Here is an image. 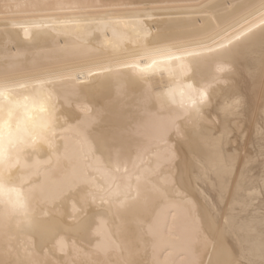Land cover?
Listing matches in <instances>:
<instances>
[{"label":"bare ground","instance_id":"bare-ground-1","mask_svg":"<svg viewBox=\"0 0 264 264\" xmlns=\"http://www.w3.org/2000/svg\"><path fill=\"white\" fill-rule=\"evenodd\" d=\"M56 2L0 0V128L5 137V159L0 165V264H183L185 256L190 258L184 260L186 264L193 260L264 264L259 230L264 203L258 187L251 209L256 223L252 243L242 245L208 220H203L199 233H193L195 226L188 236L170 230L154 241L138 229L132 212L126 218L115 214L129 186L135 195L139 173L131 165L128 173L123 167L118 172L93 173V198L86 195L88 186L72 191L55 184L60 174L57 153L46 144L38 150H13L8 143L9 131L14 140L40 144L51 139L54 130L56 144L67 137L83 150L87 145L80 143V136L97 145L116 140L131 147L146 142L129 134L141 128L152 138L145 168L149 161L156 168L154 153L177 154L162 162L153 176L165 193L160 199L163 206L177 195L164 178L172 175L185 182L190 160L199 150L201 129L188 125L190 112L203 107L208 119L217 118L214 109L231 104L238 93L246 100L247 147L258 158V132L264 122V0H64L134 5L80 12L58 9ZM228 4L235 7L228 9ZM209 14L215 15L214 22H209ZM201 23H211L208 32L220 35L242 28L253 31L227 63L198 45H189L188 51L195 55H188L155 42L157 35L175 36L179 27ZM101 63L103 68L94 66ZM89 67L94 76L88 74ZM59 69L67 71L62 76L49 74ZM173 117H179L176 123L187 138L176 136L169 124ZM254 163L248 184L258 186L264 168ZM17 193L21 204L35 209L26 222L17 223L9 204ZM201 199V213L210 216L214 205Z\"/></svg>","mask_w":264,"mask_h":264},{"label":"snow or ice","instance_id":"snow-or-ice-1","mask_svg":"<svg viewBox=\"0 0 264 264\" xmlns=\"http://www.w3.org/2000/svg\"><path fill=\"white\" fill-rule=\"evenodd\" d=\"M55 7L61 10L80 12L127 8L134 7V5L126 3L106 5L101 2L82 5L79 2L65 3L64 0H57ZM153 7L167 6L154 5ZM234 7V4L227 5L228 9ZM145 15L149 19L152 18L150 12ZM214 21L215 15L209 14V22ZM210 27H212L211 23H201L196 27L181 26L177 35H157L155 42L168 43L178 50L187 52L188 55H195L188 51V46L198 45L212 53L214 58L227 63L231 62L234 54L253 31L251 28H242L239 31H224L223 35H220L218 32L209 33ZM175 58L180 59V57ZM94 66L103 68L102 63ZM66 71L67 69H59L49 74L62 76ZM87 72L90 76H94L91 67L87 69ZM202 99L206 101L208 97L202 94ZM245 106V98L237 93L231 104L224 107L217 106L214 109L217 118L208 119L203 107L190 112L188 125L201 129L198 141L199 150L194 152V158L190 160V170L185 182L174 180L172 175L164 178V184L170 185L177 195L164 203L163 206H161L160 200L162 185L158 180H153V176L158 175L156 169L162 162L170 161L174 157L170 151L154 153L156 168L151 167V161L148 162L149 167L145 168V156L150 152L152 138L146 137L141 128H137L129 134L144 137L146 142L137 143L131 147L116 140L101 142L97 145L89 142L84 136H80L78 137L80 143L87 145L86 150H83L67 137L63 138L62 144H56L54 130L51 139L40 144L35 140L31 143L24 139L14 140L12 132L9 131L8 143L13 150L22 147L38 150L40 145L46 144L50 152L57 153L55 164L59 168L60 174L55 184L72 191L79 189L82 185L88 186L89 191L86 195L93 198L95 193L91 189L95 186L97 174L103 175L106 171L113 170L118 172L121 167L124 168L125 173H128L129 165H131V168L139 173L135 195H132L131 186H129L125 200L116 207L115 214L118 217L126 218V215L132 212L138 229L154 241L162 238L163 234L170 230L178 235L188 236L199 218L201 221L208 220L210 223L218 225L223 235L231 236L246 246L253 242L256 232V223L252 217L251 209L257 198V187L260 201L264 203V177L258 186L248 184L249 171L255 167L254 161L264 168V122L261 123L258 132L260 152L257 158V154L247 147L249 132L244 124ZM178 118H170L169 124L177 137L187 138L185 129L176 123ZM255 136L256 131L252 129V143L256 142ZM4 140V133L0 128V165L5 159ZM163 142L167 143V141ZM16 163L19 161L17 160ZM20 179L23 181L25 177L21 176ZM0 191H2V186H0ZM202 197L204 201L211 200L214 205V211L209 209L210 216L200 214ZM20 199V195L17 193L16 200L9 201L13 210L21 206ZM259 230L261 244L264 246V207L261 208ZM190 264H198V261L193 260Z\"/></svg>","mask_w":264,"mask_h":264},{"label":"clouds","instance_id":"clouds-1","mask_svg":"<svg viewBox=\"0 0 264 264\" xmlns=\"http://www.w3.org/2000/svg\"><path fill=\"white\" fill-rule=\"evenodd\" d=\"M35 209L30 207L27 204H21L13 210L14 214L17 217V223L26 222L31 219Z\"/></svg>","mask_w":264,"mask_h":264},{"label":"rangeland","instance_id":"rangeland-1","mask_svg":"<svg viewBox=\"0 0 264 264\" xmlns=\"http://www.w3.org/2000/svg\"><path fill=\"white\" fill-rule=\"evenodd\" d=\"M7 47H10L9 45L7 46ZM255 85V84H254ZM253 87V86H252ZM253 90H254V88H253ZM256 92V91H255ZM259 93H260V91H259ZM259 95V94H258ZM177 156V154H175L173 157H176ZM180 159H177L176 161L178 162ZM176 162V163H177ZM172 167H174L172 170H174L175 169V166L174 165H172ZM160 195H161V197H160V199L161 198H163L164 196H165V193H162V192H160ZM164 195V196H163ZM167 202H168V200H167ZM203 205H201V208H200V214L201 215H203V213H204V207H202ZM203 208V209H202ZM201 212H203V213H201ZM204 225V222L203 221H201V220H199V218L197 219V221H196V223H195V227L193 228V233H199L200 231H201V228H202V226ZM207 240L205 241V244H207ZM187 255H189V257H191V255L190 254H187ZM187 258V260H186V258ZM185 257H182V262H180V263H183V264H186V262L185 261H189V259L190 258H188L187 256H185ZM185 260V261H184ZM180 261H181V259H180ZM184 261V262H183ZM187 264H188V262H187Z\"/></svg>","mask_w":264,"mask_h":264}]
</instances>
